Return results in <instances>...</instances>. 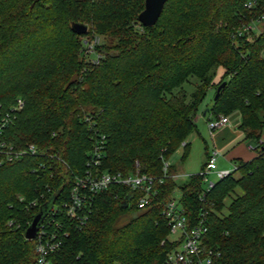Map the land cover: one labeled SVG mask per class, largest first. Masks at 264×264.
I'll use <instances>...</instances> for the list:
<instances>
[{"label":"trees","instance_id":"trees-1","mask_svg":"<svg viewBox=\"0 0 264 264\" xmlns=\"http://www.w3.org/2000/svg\"><path fill=\"white\" fill-rule=\"evenodd\" d=\"M142 8L143 0H0V109L23 103L0 141L36 147L10 161L0 154V264L32 262L25 228L40 205L44 219L66 197L101 136L105 171L159 177L178 147L185 156L198 104L220 81L208 114L236 113L254 156L232 160L207 190L198 173L172 178L168 163L142 209L137 190L109 186L93 196L83 225L63 218L66 235L52 260L167 264L178 242L161 208L177 192L188 226L203 214L201 244L218 252L214 264H264V0H165L151 26L137 22ZM71 22L86 32L73 33ZM86 36L103 38L92 44L94 60L85 59Z\"/></svg>","mask_w":264,"mask_h":264},{"label":"built area","instance_id":"built-area-1","mask_svg":"<svg viewBox=\"0 0 264 264\" xmlns=\"http://www.w3.org/2000/svg\"><path fill=\"white\" fill-rule=\"evenodd\" d=\"M246 28L260 30L256 25H248ZM94 40L89 43L84 42L87 52L92 47ZM22 105V101L18 98L9 111L0 109V134L11 121V113L21 108ZM227 122L228 118L226 116L218 115L208 118L206 127L208 132L211 133ZM101 140L102 136L100 137V143L92 146L87 153L85 170L80 176L73 177L66 197L58 204L52 205L49 214L39 222L35 236L31 239L33 240L34 257L30 264H60L55 263L52 256L58 250L62 238L66 235L63 228V218L73 226L80 227L83 225L90 212L91 201L95 194L112 185L125 186L138 191L139 194L134 199V206L136 209H142L155 193L154 183L162 182L163 178L167 176L165 172L169 163L167 160L162 161V173L159 177L141 173L137 169L128 174L100 169L103 147L101 146ZM35 153L36 147L31 143L26 144L23 148L14 149L11 145L0 141V154L6 161L25 154L32 155ZM215 155V151L208 154L204 164L197 172L204 184V190H207L213 183L207 181L206 175L208 173H214L218 179L230 172L229 170L216 168ZM171 177L176 178L178 174L171 175ZM124 200L127 202L128 198ZM161 214L166 219L169 235H173L171 239L178 242L177 246L166 254L165 262L167 264H214L218 252L213 248L204 249L201 244L206 231L202 213H199V218L195 224L188 226L182 207L178 204L176 198L171 197L162 204Z\"/></svg>","mask_w":264,"mask_h":264},{"label":"rangeland","instance_id":"rangeland-1","mask_svg":"<svg viewBox=\"0 0 264 264\" xmlns=\"http://www.w3.org/2000/svg\"><path fill=\"white\" fill-rule=\"evenodd\" d=\"M91 38H87L86 36L83 39H85L89 43L93 41ZM102 40H103L102 36H98V38L94 40V42L96 41L97 43H100ZM83 47L86 48V44H84ZM92 49H93V45L90 48V50L87 52V54H85L86 60H94L95 52H93L94 50L92 51ZM220 77L221 75L218 72V75L214 78L213 83L218 82ZM220 83L221 81L219 82V84ZM214 92L215 90L209 87L206 90L204 96L202 97L201 102L198 104V108L200 111H199L198 117L195 119V130L190 132L185 139V141L188 143L186 155L182 157V152H183L182 147H178L168 158V162L174 167V170L178 174V177H177L178 180L183 179V177L186 174L197 173L200 169V166L205 161V157L207 156V154L211 153V142L208 137V129L206 127L207 113L204 116H201L200 112L210 105ZM223 116H226L228 119L231 120L233 117L236 116V114L231 113V114H226ZM237 141L238 140H236L235 142ZM247 144L249 146L253 145V143L251 142H247ZM225 153L226 152L224 150L220 151L216 157L215 163H216L217 169L231 171L233 169V166L230 164V161L226 159ZM206 179L209 182H214L217 179V176L214 173H208L206 175ZM234 191L235 193H239V189L237 188ZM177 195H178L177 192H175L173 193L172 196L176 198ZM228 201H229V196H226L223 199L224 207L228 203ZM222 211L224 212V208L222 209ZM172 237L173 235H169V238H172Z\"/></svg>","mask_w":264,"mask_h":264},{"label":"crops","instance_id":"crops-1","mask_svg":"<svg viewBox=\"0 0 264 264\" xmlns=\"http://www.w3.org/2000/svg\"><path fill=\"white\" fill-rule=\"evenodd\" d=\"M207 108L203 109L200 112L201 116H204L207 113L206 120L211 117L208 114ZM199 111L200 110L198 108L197 113L195 115V119L198 117ZM237 122H238V116L236 114V116L233 117L231 120L228 119V122L226 124L216 128L211 133L208 132V137L211 142V152L212 151L216 152L215 161L217 155L222 150L226 152L225 153L226 159L230 161V164L232 166H233L232 160L240 159L246 161L254 156L255 153L251 149V146H249L246 140L243 139V135L241 131L236 129ZM236 140L238 141L235 142ZM260 141L264 143V126L261 130Z\"/></svg>","mask_w":264,"mask_h":264},{"label":"water","instance_id":"water-1","mask_svg":"<svg viewBox=\"0 0 264 264\" xmlns=\"http://www.w3.org/2000/svg\"><path fill=\"white\" fill-rule=\"evenodd\" d=\"M165 0H143V8L139 11L136 16V20L142 26H151L154 24L158 18L162 6ZM70 30L78 35L84 34L86 32V26L79 22H71ZM224 85L222 81L216 88L212 99L214 100L218 95V89ZM127 198V197H126ZM126 202L122 203V206H125ZM47 206L46 204L40 205L38 211L32 216V219L29 225L25 228L23 232V237L25 239L31 240L35 236L37 226L41 219L46 213Z\"/></svg>","mask_w":264,"mask_h":264}]
</instances>
